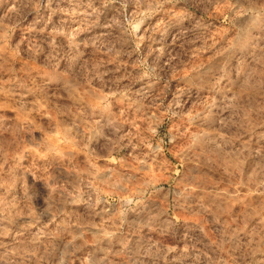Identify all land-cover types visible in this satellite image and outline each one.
I'll return each instance as SVG.
<instances>
[{
    "label": "clouds",
    "instance_id": "clouds-1",
    "mask_svg": "<svg viewBox=\"0 0 264 264\" xmlns=\"http://www.w3.org/2000/svg\"><path fill=\"white\" fill-rule=\"evenodd\" d=\"M0 264H264V0H0Z\"/></svg>",
    "mask_w": 264,
    "mask_h": 264
}]
</instances>
